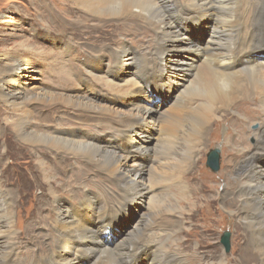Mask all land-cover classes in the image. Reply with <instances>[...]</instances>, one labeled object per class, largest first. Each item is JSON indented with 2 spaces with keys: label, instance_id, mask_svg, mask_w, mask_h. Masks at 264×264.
Returning a JSON list of instances; mask_svg holds the SVG:
<instances>
[{
  "label": "bare ground",
  "instance_id": "6f19581e",
  "mask_svg": "<svg viewBox=\"0 0 264 264\" xmlns=\"http://www.w3.org/2000/svg\"><path fill=\"white\" fill-rule=\"evenodd\" d=\"M59 1L62 2L60 5L63 9L70 6L82 15L81 18L84 19H78L76 25L82 30L80 32L90 31L87 34L90 40L107 33V26L110 25L128 27L123 38L130 36L128 34L135 36L136 32H140L139 36L149 38V45L141 46L138 51L119 37L112 41L114 45L111 41L112 45L103 43L107 46H104L107 50L102 48L104 53L111 48L113 65L108 72L103 71L101 67L105 57H100L94 60L95 64H99L94 71L102 74L95 76L91 71L87 72L94 84L103 86L115 95L120 92L115 90L119 86L115 85L113 88L110 78L120 75L127 66L133 67V79L126 82V86L129 91L138 83L139 86L133 91L117 95L118 97L113 95L111 99L102 100H106L108 104L123 103L128 95L135 92L137 99L149 106H132L134 112H130L128 117H103L105 115L101 116L98 112L106 114V110L90 103L85 96L78 97L69 93L21 96L16 82L29 61L19 51H26L31 56L33 54L21 44L19 49L2 55L0 107L3 112H0V142L3 141V134L11 131L15 140L27 148L29 158L35 162L34 173L44 181L49 200L39 206L47 215L42 218L39 215L37 218L40 219L41 226L46 227L48 235L40 237L39 241H31L33 246L38 247L31 249L33 253H21L22 258L27 259H14L16 250L20 248L15 242L18 236L11 225L18 195L13 189H7L9 182L4 180L0 171V264H27L26 260L29 264H196L199 260L202 261L199 264H203L205 255L197 257V246H191L189 251L194 252L196 261L193 258L182 261L177 259L185 258L180 247L184 248L186 245L185 238L182 237L187 232L182 219L181 202L174 199L175 196L169 212L171 216L178 218L169 222V231L161 228V233H156V229L160 230L156 225L158 216L167 212L159 211L161 202L152 201L149 214L142 215L134 222L125 237L116 239V243L111 242L112 246L108 245V241L114 234L112 230L118 229L124 222L123 219H126L127 200L136 203L144 193L153 197L161 187V184L159 186L148 179L152 178L151 165L146 170L136 163L130 165V157L140 161L143 153L144 156L154 155L152 163H158V155L165 152V157L171 156L175 164L174 184L180 186L179 192L187 193L183 194L186 196V205H194L190 199L191 192L182 180L183 175L195 166L201 148L220 140L219 135L215 136L216 139L212 138L211 126L231 118H234L232 127H238L233 135L229 130L222 142L223 152L225 146L226 150L230 148L233 151H230L225 161V164H231V169L228 176L222 173L225 191L219 196V201L232 223L236 224L238 221L240 228L244 230L247 245L245 253L249 254L244 258L245 261H241L244 264H264V0ZM29 2L35 4L37 0ZM45 10L48 11V7ZM50 15L51 19L46 20L45 24L56 19L53 14ZM198 19L201 22L210 20L209 24L203 23L207 34L203 45H197L194 40L185 37V30L188 28L185 24L189 20ZM6 23L11 22L5 21ZM84 23L86 26L89 23L90 28L84 26ZM177 43L181 45L176 51L184 50L198 56H192L186 62H176L173 67L188 71L190 76L186 80H192L189 82V89L175 98L178 107L183 108L181 113L164 114L162 109L158 113L156 110L159 107L152 106L151 103L162 100L160 103L163 105L170 101L166 102V99L173 96V92L167 90L174 85L171 84L173 80L164 74L167 71L164 60ZM73 47L74 45H70L68 50L75 48ZM92 51L89 52L90 56H95L96 53ZM176 89L179 90L177 87ZM121 96L124 98L118 99ZM253 101L259 103L256 110L249 104ZM36 103L45 106V114L40 112ZM239 108L246 114H252L249 119L237 112ZM155 114L158 116L155 122L168 123L167 129L159 130L162 137L155 142L156 150L145 145L151 134L139 121L151 119ZM70 116L93 122L94 127H105L106 131L102 136H95L97 133L87 136L75 129L61 128V120ZM243 122L258 125V129L244 133ZM253 135L255 145L243 148L240 143L245 142V136L247 138ZM0 152L5 153L1 144ZM194 170L191 177L197 178ZM70 171L73 175H68ZM90 176H94V179H89ZM98 183L105 190L110 189L107 186L113 188L117 198L114 197L111 201L104 198L100 202L91 198L87 189ZM73 188L80 190L81 199L77 202L79 204L71 203L70 207L65 204V199L60 200L61 195L57 196L56 190L65 191V197L70 198L73 194L77 195ZM226 191L228 194L224 195ZM109 205L112 206L111 209ZM202 212L204 214L201 217L198 214L194 216L198 217L197 222L207 224L208 218L204 217L206 212ZM51 215L52 218H49ZM12 236L15 241L11 240ZM47 240L51 242L47 243ZM41 248L44 251L39 253ZM223 261L226 259L222 255L214 264H223Z\"/></svg>",
  "mask_w": 264,
  "mask_h": 264
},
{
  "label": "rangeland",
  "instance_id": "374dc122",
  "mask_svg": "<svg viewBox=\"0 0 264 264\" xmlns=\"http://www.w3.org/2000/svg\"><path fill=\"white\" fill-rule=\"evenodd\" d=\"M60 4H62V2L59 0H37L35 4L29 2V0H0V58L2 57V55L8 52L19 49L21 44H24V46L26 47L25 50H28L33 54L31 56L26 51H19V53L23 54L27 58L26 60L29 61V65L26 67V69L19 73V79L16 82V86L19 88L20 95L26 97L30 95L39 96L42 95V93H69L78 97L85 96L90 101V103H93L95 104V106L106 110V114H101L100 112H98V114L101 116L105 115L103 117H128L130 112H134L133 107H135L136 105L149 106V104H147L146 102H140L137 99L138 97L135 92H132V94L128 95L123 103L116 101L115 104L106 103V100L113 98V92H110L101 85L94 84V81L87 73L88 71H91L94 75L102 74L94 71V68L99 65L95 64L94 60L100 57H105L103 65L101 67L103 71L108 72L109 67L113 65L112 58L110 56L111 48L108 47L109 49L106 53H104L102 50V48L107 47L104 45L105 43H109L110 45H112L113 42L119 37V39H125L130 47L138 51L140 50L141 46L146 44L149 45V38L145 37L144 35L139 36L140 32H136V30H132V32H136L135 36L128 34L130 36H125V38H123L124 34L127 33L129 28L124 26L110 25L107 26V33L105 32L101 34L100 37L95 38L94 40H90L87 35L90 31L88 30L84 33L80 32L82 30L76 25L78 19H84L81 18L82 15L79 14L76 9L71 8L70 6H66V8L63 9ZM47 7L48 11L45 10ZM50 14H53L56 19L51 20L52 23L49 20L48 24H45L46 20L51 19ZM198 20H189L188 23L185 24L186 26H188V28L185 30V37L194 40L197 45H203L207 38V34L204 31V24H209L210 20L206 19V21L204 20L203 22ZM5 21H10L11 23L5 24ZM87 25L89 26V23ZM84 26H86L85 23ZM121 32L124 33L122 34ZM77 36L81 37L78 38ZM114 37L116 38L113 39ZM184 39L186 40V38ZM110 41L112 44L110 43ZM70 45H74L75 48L73 47L74 49L68 50V47H70ZM179 45H181V43H177V45L173 46L174 49L170 47V49L173 50L170 51V53L167 57H165L164 60V63L167 65V71L164 74L169 76L170 79L173 80L171 84L174 85L172 88L168 87L167 90L169 92H173V96L166 99V102L169 100L170 101L168 103H164L163 105H161L160 103L162 102V100H157L151 103L152 106H157L160 108L156 110L158 113L161 109L163 110L164 114L166 113L176 115L179 112L181 113V110L183 108L181 106L178 107L179 105L176 103L175 98L176 96H180V94L186 92L189 89L188 85L192 80L190 79L189 82L186 80L190 76L188 71H181L180 69L173 67L176 65V62H186L192 56H198L192 52H186L184 50L176 51L175 49L178 48ZM105 50H107V48H105ZM91 51L96 53L95 56H90L91 54H89V52ZM87 54H89V56ZM132 71L133 67L127 66L124 72H120V75L112 76L110 78L112 80L111 84L113 88L115 87V85L119 86V89L115 90H118L120 92L118 94H115V97H118L117 95L119 94L133 91L137 86H139L138 83L130 91L126 86V82L133 79V76H131ZM154 75L158 74L154 73ZM176 87L179 88L180 91L177 90ZM102 98L106 100H102ZM123 98L124 96H121L118 99L122 100ZM249 104H251V108L254 107L255 110L259 106V103L255 101ZM37 107L41 109L40 112L45 114V106L43 104L39 103L37 104ZM240 109L241 108L237 109V112L248 116L249 119L252 114H246L243 110ZM0 112H3L1 107ZM255 114L256 112H254V115ZM156 115L157 114H155L151 119H139V121H141V126L147 128L151 134V138L146 141L145 145L151 147L152 149L154 148V150H156V140H159L162 137L160 134L161 129L168 128L167 122H155L157 121L158 117ZM233 120L234 118L227 119L217 122L216 125L211 126V134L213 133L212 138L216 139L217 137L215 136L219 135L220 140H218V142L216 140V143H210V145L201 148V151L196 158L195 166L193 165L191 170H188L183 175L182 180L184 184L188 186L189 191L191 192L190 199L195 203L194 205H186V196L184 195H187V193H183L181 191L180 193V186L177 187L178 184H174L173 175L175 166L173 165L175 164L173 163L171 156L167 155L168 157H165L163 155L165 152L158 155L157 160L160 161L158 163H152L155 159L154 155L150 156L149 154H147L144 156L143 153L140 161H138V159L130 157V165L136 163L138 165H141L140 167L144 170L148 169L151 165L152 178L148 179H151L152 182H156V184L159 186L161 184V187L159 191H157V193L153 195V197L145 195L144 193L140 197H138L136 203H131L130 200H127L126 206L128 207H125V211L127 213L126 219H123L124 222H122L118 229L116 228L112 230L114 231V234L110 237L108 245L112 246L111 242H114L116 239L120 240L125 237V233L130 230L132 224L139 220L142 215L149 214V206L152 205L153 202L156 203V201L157 203L161 202V204H159V211L164 210L167 212L161 213L158 216L156 225L160 227V230L156 229V233L159 231L161 233V228L163 231H169V222L171 220H177L178 218V216L170 215V208L174 203V199H179L181 202L180 208H182L181 210L183 213L182 219L184 220V223L186 225L185 230L187 233L184 234L185 237H182L183 239L185 238L184 243L186 245L184 246V248L180 247L182 248L180 249V251L181 253H183L185 258L180 257L177 259L182 261L186 260V258H193V261H196L193 256L194 252L189 251L192 249L191 246H197L195 250L199 253L197 257L202 254L205 255L204 259L206 260L203 261V264H208V262L209 264H214L222 255L226 259V261H223V264H244L241 259L245 261L244 258H246L249 254L245 253L247 245L244 236V230L240 228L238 221L236 224L232 223L230 217L227 216V211L225 212L224 210L225 207L219 201V196H221L223 194V191H225V179L222 177V173H225L228 176L231 169V164L229 162L225 164V161L230 151H233V149L230 148L226 150L227 146H225V152H223L222 142L224 140V137L229 133V130L230 134L233 135L234 130L238 127L237 125H234L232 127ZM92 124L93 126H91ZM94 124L95 123L93 122L91 123L90 121L88 122L72 116L61 120V128L63 127V129H75L77 130V132L86 134L87 136L94 135L96 133L97 134L95 136H102L106 131L105 127L97 129L96 127H94ZM242 125L245 130L244 133H249L250 131H256L258 129V125H250V123L247 122H243ZM244 133L242 135H244ZM239 137H241V134L239 135ZM253 138L254 135L253 137L247 136V138L245 136V142L243 144L240 143V145L243 148H248V146L253 147L255 145V139ZM15 139L16 138L11 131L3 134V141L0 142V144L4 146L5 153L3 154L0 152V160L2 159L0 161V171H2L1 174L3 175L4 180H7L9 182V187H7V189H13L14 192H16V196L18 195L17 202L15 199L16 208H13L15 210H13V219L11 224L14 233L18 236V239L16 241L13 240L14 237L12 236L11 240L15 241L20 247L16 250V257H13L14 259L19 260L23 257V254H21L22 252L27 254L33 253L34 251L31 249L35 250L38 247L33 246L31 244V241H36L37 239V241H39L40 237L42 238L46 234L48 235L46 227L41 226L42 224L40 222V219L37 218L39 217V215V218L47 215L46 212H42L43 209L40 210L39 206L41 203L44 205L45 202L49 199L47 197V192H45L46 186L44 184V181L39 176H37V174H35V162L29 158L27 148L22 147L21 143H19ZM212 150H218L220 153L219 169L216 173H213L206 166L207 154ZM228 158L231 159L232 156ZM68 162L69 160H67L66 163ZM26 163L28 164L26 165ZM181 166H184V164H181ZM163 169L164 171H162ZM182 169L181 172H183ZM54 170L56 171V169ZM192 170H194V176H196L197 178L191 177ZM71 173L73 175V172L71 171L68 173V175H71ZM156 174L159 176H157ZM188 178H190V180H188ZM89 179H94V176H90ZM168 182L173 183L170 185ZM107 188L110 189L105 190L101 184H94L87 189V191L89 192L88 195L91 198H95V200L97 199L98 202L102 201L104 198H106L108 201H111L114 199V197H116L117 193L115 190H113V188L109 186H107ZM60 190L61 189L56 190V195H61L60 200L65 199V204H69L68 206L70 207H72L71 203L74 205L79 204L77 202L81 199L79 193L80 190H76V188H73V191H75L74 193H77V195L75 196L73 194L72 196H70V198L65 197L67 195L66 192ZM227 194L228 192L226 191L224 195ZM111 207L112 206L109 205L110 209ZM155 207H157L158 209L157 205ZM106 208L109 209L108 206ZM202 211L206 212L204 217L208 218L207 224H204L201 221L197 222L198 217H201V214H204V212ZM196 214H198V217L194 216ZM49 218H52V215ZM226 232L230 234L229 253H225L224 248L220 243L221 236ZM50 242L51 240H47V243ZM29 249L31 251H28ZM176 250L177 248L174 249V251ZM43 251L44 250L42 248L38 250L39 253ZM204 251L207 252L205 253ZM186 253L190 256H186ZM22 259L25 260L27 258ZM201 262L199 260V262L196 264H199ZM26 263L29 264L27 260Z\"/></svg>",
  "mask_w": 264,
  "mask_h": 264
},
{
  "label": "water",
  "instance_id": "95a60500",
  "mask_svg": "<svg viewBox=\"0 0 264 264\" xmlns=\"http://www.w3.org/2000/svg\"><path fill=\"white\" fill-rule=\"evenodd\" d=\"M219 151L212 150L207 155L206 166L213 172L216 173L219 169ZM222 247L224 248L225 253H229L230 251V234L224 233L221 237L220 241Z\"/></svg>",
  "mask_w": 264,
  "mask_h": 264
}]
</instances>
